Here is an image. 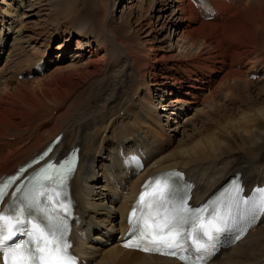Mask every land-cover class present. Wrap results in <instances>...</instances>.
<instances>
[{
	"label": "bare ground",
	"instance_id": "bare-ground-1",
	"mask_svg": "<svg viewBox=\"0 0 264 264\" xmlns=\"http://www.w3.org/2000/svg\"><path fill=\"white\" fill-rule=\"evenodd\" d=\"M212 2L217 15L204 20L192 0H0V65L8 49L0 66V177L60 133L53 155L79 146L73 237L88 264H183L121 245L140 185L159 170H183L194 205L236 172L245 195L264 184V0ZM129 8L135 19L125 22ZM55 39L62 46L53 56ZM73 40V53L62 56ZM221 98L247 106L177 146L188 132L186 112L215 110ZM132 154L143 159L140 171L123 164ZM257 229L210 264H264V237L240 244Z\"/></svg>",
	"mask_w": 264,
	"mask_h": 264
},
{
	"label": "snow or ice",
	"instance_id": "snow-or-ice-1",
	"mask_svg": "<svg viewBox=\"0 0 264 264\" xmlns=\"http://www.w3.org/2000/svg\"><path fill=\"white\" fill-rule=\"evenodd\" d=\"M72 170L70 165L48 164L38 174L39 190L21 193L9 206L8 214L0 213V254L7 252L5 264H78L69 251L71 244L64 221L59 217L53 219L39 199L41 196L51 199L46 195L45 181L59 182L57 187H63L66 174ZM181 180L182 174L173 172L145 183L129 219L130 235L138 239L126 241L125 247L173 256L178 251L183 253L191 249L192 253L198 254L192 264H198L215 249V241L221 234L238 228V221H242L245 214L251 220L264 214V189L254 190L253 195L244 197L242 186L237 184L235 189L240 195L234 204L225 205L221 213L216 202L191 207ZM6 187L5 183L0 188V200ZM52 196L58 197L59 192L53 189ZM137 209L140 210L138 217ZM17 234L27 239L6 243ZM180 259L188 264L190 257L180 255Z\"/></svg>",
	"mask_w": 264,
	"mask_h": 264
},
{
	"label": "rangeland",
	"instance_id": "rangeland-1",
	"mask_svg": "<svg viewBox=\"0 0 264 264\" xmlns=\"http://www.w3.org/2000/svg\"><path fill=\"white\" fill-rule=\"evenodd\" d=\"M116 0H113V3L115 2ZM122 1V0H121ZM112 5V4H111ZM125 6L127 5V3H125L124 4ZM124 7V6H123ZM122 7V8H123ZM136 15V10L135 9H128L127 10V12H126V15H125V22H127L128 20H134L135 18H134V16ZM131 18H133V19H131ZM48 19H50L49 21L50 22H52V23H60V19L58 20V21H56L54 18H48ZM56 22H55V21ZM49 21H48V23H49ZM49 24H51V23H49ZM44 31V30H43ZM32 37L33 36H31V41H32ZM36 38V37H35ZM47 40V39H46ZM172 44H173V46H176V44H177V41H178V37H176L175 36V38H173L172 37ZM61 42H62V39H55V41H53L52 43H51V45H50V52H51V54L53 55V56H55V55H58V54H60L58 51H60L59 49H61V48H59V47H61L62 46V44H61ZM35 43H39L40 45L43 43L42 41H39V40H36L35 41ZM73 47H71V49L72 50H66L64 53H61V55L62 56H65V57H69V55L70 54H72L73 53V51H74V45H75V43H74V40H73ZM40 45L39 46H37L38 48L40 47ZM69 45H71V44H69ZM34 45H31L30 46V48L31 47H33ZM37 51H40L39 49H37ZM5 53V52H4ZM3 53V54H4ZM7 53H8V49H7V51H6V54H5V57L2 55L1 57L3 58V60L1 61V65L2 66H4L5 64H6V59H7ZM24 57V56H23ZM23 57H21V58H18L14 63L15 64H12V66H11V71H13V72H11L10 74V76H12L13 78L15 77V72L17 71V67H21L22 66V63H23V61H26V58H23ZM23 58V59H22ZM0 65V66H1ZM53 68H49V70L48 71H46V73H49V71H51ZM20 78V77H19ZM253 79H256L254 76L252 77ZM20 79H22V77L20 78ZM31 82V81H30ZM14 85H16V83H14ZM157 92L155 91V92H153V97H155V100H157L158 98L156 97L157 95ZM244 102V103H243ZM221 103H222V105L219 107V108H216L215 110H210V108H206V109H201V108H205V107H203L202 105H200V106H197V108H196V106L195 107H191L192 109L191 110H189L188 112H186V117L184 116V118L182 119L183 121V125H185V126H183V128L181 129V131H188L186 134H185V136H183V138L182 137H179V139L177 140V142H176V145L177 146H180V141L181 140H185L186 141V143L188 142H190L191 140H192V138L193 139H197V138H199L200 137V135H198V129H200V130H202L201 128H203V132H205V130H210L211 132H213V131H215V121H216V119H218V117L219 116H222L223 114H225V113H228V114H233V115H235V114H240L241 113V111H243L246 107H244V105L245 106H247L246 105V103H245V101L242 99L240 102L239 101H235V103H230L229 101H227V100H225L224 98H221ZM239 103V104H238ZM157 106H158V103H155ZM203 104H204V102H203ZM239 106V107H238ZM244 108H243V107ZM232 107V108H231ZM237 107V108H236ZM199 108V109H198ZM238 109V110H237ZM200 110V111H199ZM199 111V113H198V116H195V114H196V112H198ZM203 112H205L206 114L204 115V113ZM224 112V113H223ZM238 112V113H237ZM202 115V116H201ZM205 117H204V116ZM198 117V118H197ZM200 117H202V118H200ZM189 118H192V119H190L189 120ZM214 119H215V121H214ZM192 120H194V121H192ZM197 120H199V121H197ZM186 121H188V122H186ZM191 122V123H190ZM197 122V123H196ZM220 122H221V120H220ZM186 123V124H185ZM189 124H191V125H189ZM193 124V125H192ZM196 124V125H195ZM214 124V125H213ZM186 127V128H185ZM189 137H191V138H189ZM179 142V143H178ZM240 145V144H239ZM238 145V148L240 147ZM165 152H162V154H164ZM263 164H264V161H263ZM258 227V229H257V231H255L253 234H251V236H250V238H248L246 241H244V242H242V243H240V244H243L242 246L244 247V246H253V244L254 243H256V244H258L257 242H259V239L260 238H263L264 237V221H262V223L259 225V226H257ZM256 227V228H257ZM259 238V239H258ZM264 241V240H263ZM260 243V242H259ZM259 245V244H258ZM262 245H264V242H263V244ZM240 247L239 249H241V251H242V248L243 247ZM242 262V261H241ZM242 264V263H241Z\"/></svg>",
	"mask_w": 264,
	"mask_h": 264
}]
</instances>
